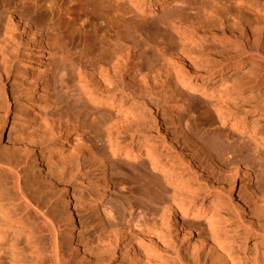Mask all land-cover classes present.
Returning a JSON list of instances; mask_svg holds the SVG:
<instances>
[{"label":"bare ground","instance_id":"bare-ground-1","mask_svg":"<svg viewBox=\"0 0 264 264\" xmlns=\"http://www.w3.org/2000/svg\"><path fill=\"white\" fill-rule=\"evenodd\" d=\"M58 1H66L65 3L67 4L75 2L76 6L83 11V18H78V22L82 25L85 23L90 24L95 29L96 34L103 32L107 46L93 44L79 48L78 45L74 46L73 42L68 43L75 40V38L73 39L75 36L73 33L74 36L73 34L71 35L72 39L65 38L66 41L68 39L67 43L71 44L70 47H67V43L63 41L64 39L60 40L61 42L59 41L62 35L57 40L59 41L57 44L60 46L63 45L60 43L65 42L66 44L62 47L58 46L59 49H57L56 43L53 44V47H56H52L56 50L57 55L59 54V62L56 66L53 82L56 85L55 89L60 95L58 104L62 109L65 108L63 110L66 111L58 110L54 117L50 118V123L48 122L49 124H47L46 122L47 125L44 126V129L43 127L41 128L40 134H37V136L25 138L20 135L7 144L2 145L3 139H9L6 134L8 116L4 109L10 101L8 92L1 87L2 77L8 78L12 71H21L22 73V71L27 70L30 61L34 59L30 56L33 50L30 45L28 30L34 28L25 19L21 17L17 19L14 16H10L6 21V28L4 30L0 29V254H2L3 250L6 256L8 254L12 256L10 257L11 261L4 263L5 261L2 260L3 262L0 264H17L11 258L17 259L15 255L20 252L18 251L17 253L18 242L12 241L15 239L11 238V234L16 236L17 234L15 233L19 231L23 233L21 231L22 228L27 229L28 232L30 231L29 233L33 235L32 238L36 237L37 239H35V245H37V251L41 253L39 256L43 257V259L39 257L40 260L38 259L39 262H37L39 264H44V261L45 263L50 262L49 264H98L102 255L99 257V254H96L99 258L96 260L97 257L95 258L94 254L87 256L84 250L86 255L82 254L83 257L79 256L77 250H68L66 243L64 244L62 241L63 238L60 240L59 233L63 227V219H61L58 210L55 209L56 204L53 203L52 199L55 198V195L51 198L50 193L52 190L58 191L60 189V194L65 197L67 205L70 206L68 207V222L70 223L68 225H70V236H73L79 223L75 209L76 204H71L67 195V188L71 186V180L80 178L85 165L82 163L83 160L86 162L87 159L92 166L93 164L98 166L102 171V175H106L111 163L100 153V150L96 152L98 149H94V145L91 147L85 142L86 145L84 144L85 146L82 148L84 150H82L81 154L85 156H83L84 159L80 156V158L78 157L61 164L54 166L52 164L53 167L49 166L51 163L47 164L51 169L50 171L48 169L47 173L45 172L43 180H39L41 177L38 175H31L29 172L31 170L28 169L32 163L34 171L38 170L41 172V169L47 166L44 162L48 156L53 154L52 152H57L62 146L72 145L73 135L65 137V131L68 129L76 130L80 126L78 121L82 119L83 121H80L82 123L85 121L89 122L86 126L98 128V130L104 126L108 128V136L113 140L110 145V152L113 155L120 153L119 147L121 144L119 139L122 134L133 133L139 128L146 129V126H148L144 151L140 148L138 153L126 150L123 154L124 157L132 160H140L143 157H147L150 166L159 175V178L155 179L154 176L147 172L145 173L147 187L144 192L143 202L145 207H151V205L158 203L165 206L166 211L162 214L160 223L157 226L160 231L143 230L140 232L143 237L139 235L141 239L143 238V241H139V239L130 235L129 232L126 233V230H123L125 228L120 227V222L111 213H108L109 221L106 224L104 222L101 224L103 225L101 227L103 228L102 231L104 230L101 236L103 235L104 238L108 239L107 242L113 245L120 233L127 235L128 244L130 245L126 256L128 257L127 259H129V252L140 256L141 251H143L148 259L146 261L151 264H169L168 261L173 256H176L177 260L174 259V264H264L263 261H259L258 255L254 258L252 257L253 259L248 263L250 258L245 254L234 253L232 248L227 246L226 242L222 240L220 227H215L213 223L211 224L212 236L207 239L194 234L191 229L192 224L187 223L188 218L200 219L204 215L201 212H191L189 209L190 196L185 198V196H182L184 192L182 194L180 192V172L176 169L175 161L169 158L166 160L167 156H164V153L159 151L158 147L152 143L151 138H148V134L150 135L154 129V123L152 121L149 122V120L153 119L154 115L148 112L144 106H141L138 99L152 97L155 94L154 92L159 90L157 86L161 85L162 82L160 83V81H162L161 78L164 76L161 77V74L156 73L159 69L156 68L155 63L151 59L146 58L144 51L140 47L129 44L128 39L131 37V30L132 28L136 29V25L133 26V24L127 22V14H129L127 8L125 9L122 5L111 3L112 1L109 0ZM131 1L144 10L147 5L151 8L163 7L169 0ZM210 5H212L211 13L199 14L195 12L186 18L181 17L166 21L163 23L162 30L167 33L170 29H176L178 32L188 36L190 30L198 28L197 31L201 29L204 32L212 31L216 36L226 38L229 46L223 48L220 53H230L231 56L222 63L224 65L226 63L234 65L235 62L239 61L238 64L231 67V72H237L242 67V61L246 60L251 63L258 62L264 65V0H215ZM218 9L222 10L219 11ZM17 32L20 33L22 38L17 36ZM149 41L153 40L149 39ZM168 41L165 38H159L154 41L155 45H152L155 46V49H158L156 50L160 52L159 54L168 62H174L176 68L182 71L183 75H186L183 70L190 73L206 69L211 75L217 70L222 71L223 68H218L215 62L209 59L213 47L208 45L198 52L193 50L188 52L182 44H170L172 39L170 40L171 42ZM206 41L208 40L206 39ZM74 44L76 45V43ZM37 45L39 48L43 45L41 39ZM19 57L21 58L19 59ZM127 71L132 76L129 81L124 76V72ZM171 73L166 74V76L167 80L171 79L170 81H173ZM162 75H164V72ZM76 81L79 83H77L78 86H70V83L73 84ZM165 81L163 79V82ZM49 82L50 80L47 81V84ZM185 83L188 85V82ZM73 87L77 88L74 89ZM176 91L179 93L178 90ZM166 93H168L167 90ZM166 93L164 94L166 95ZM4 102L6 105L3 104ZM88 104L92 107H88ZM105 104L106 106L117 108L118 111H131L130 113L132 114L127 113L124 117H122L123 115L120 117L119 115L117 117L109 115L101 120L96 117L95 111L98 110L94 106ZM49 106L50 101L47 93H45L44 106L40 110H36L34 119L36 120L37 114L47 111ZM178 108L173 111L174 120L178 118ZM217 113L224 124L229 122L231 128H235L241 136L246 135L250 127V121L246 120L247 116H249L248 120L251 119V123L255 119H260L264 116V111H217ZM241 114L246 115V118ZM166 135L176 146L174 149L178 156L183 158L187 165H192L197 171L207 174L203 165L205 162L203 163L202 160H199L200 156L203 155L199 153L203 148L197 144L199 141H194L195 139H192L193 136L190 138L184 133L178 132L173 135L167 129L165 130ZM250 137L254 141V147H252L254 149L247 147L245 144H240L241 140L239 139H237L239 144L233 143L227 147L219 135L214 136L210 140L211 151L203 150V152L204 154L206 153L208 159L207 165L209 164L211 168L220 173L221 180L217 179L215 181L228 189L230 195L234 196L237 194L234 189L237 181H240L241 190L246 192L247 196L238 194V204L245 213L251 214L258 221L260 220L261 224H259L260 229L258 231L264 237V132L255 131L254 127ZM191 148L199 154L193 153ZM46 149L49 151H46ZM206 156L202 159L206 160ZM197 157H199L198 160ZM89 166L91 167V165ZM256 166L258 169H256ZM45 168L47 169V167ZM254 177L256 178L255 184L251 183ZM162 181L167 182L174 189V193L169 198L167 196L169 189L163 185ZM53 192L51 195L54 194ZM107 195L108 190H102L99 192L98 198L92 199L89 196L87 199L92 204V208L97 209ZM12 229L14 230L11 231ZM7 231H11L10 240L8 238L9 233L6 234ZM20 232L18 235H20ZM31 235L27 239H30ZM15 236L14 238H17ZM44 237L45 240L48 239L46 237L52 238L50 246H48L49 244L47 245L48 248L46 247V242H44ZM114 237L115 239H113ZM3 238L8 240L5 242L4 240L6 239L2 240ZM107 242L102 243L99 249L95 250V248L87 252L99 253L101 251L105 255L106 251L113 249V245L111 246ZM177 242L180 245L173 247L172 243L178 244ZM191 245L192 249L196 251L191 252L189 249ZM6 247H10L9 252L6 251ZM173 250L175 251L172 252ZM2 257L5 256L2 255ZM2 257L0 255V261ZM102 259H100L99 264H101Z\"/></svg>","mask_w":264,"mask_h":264},{"label":"rangeland","instance_id":"rangeland-1","mask_svg":"<svg viewBox=\"0 0 264 264\" xmlns=\"http://www.w3.org/2000/svg\"><path fill=\"white\" fill-rule=\"evenodd\" d=\"M109 1L122 5L125 9L127 8L129 11V14H127V22L133 24V26L136 25V29L132 28L133 31L131 30V37L128 39L129 44L138 46V48L140 47V49L144 51L146 58L151 59L155 63L156 68L159 69L156 73L159 75L161 74V77L164 76L163 78L160 77L162 80L160 83H162L157 86L159 87V90H157L158 93L155 91L152 97L138 99V101L141 103V106H144L148 112L154 115L153 119L149 120V122L152 121L154 123V129L150 135L148 134V138H151L152 143L158 147V150L163 152L164 156H167L166 160L169 158L175 161L176 169L180 172V192L181 194L183 192L185 193L182 194L185 198H189L190 196L189 209L191 212H201L204 215L200 219L188 218L187 223L192 224L191 229L194 234H198L204 239L212 236L211 224L213 223L215 227H220L222 240L226 242L227 246L232 248L234 253L245 254L250 258L248 259V263L257 255L259 261L264 262V237H262L261 232L258 231L261 222L255 219L251 214L245 213L238 204L239 198L237 195L247 196V193L241 190V183L239 180L234 189L237 194L234 196L229 194L228 189L219 185L215 180H221L220 173L211 168L209 164L207 165L208 159L206 153L204 154L203 152V150H208V152L211 151L209 145L211 144L210 140H212L214 136L219 135L227 147L233 143L239 144L237 143L239 142L237 139H239L241 140L240 144H245L247 147L254 149L252 148L254 147V141L250 137L252 129L254 130L255 127V131L264 132V116L260 119H255L253 123H251V119L248 120L249 116H247L246 120L250 121V127L246 132L247 134L241 136L235 128H231L229 122L224 124L221 121L217 111H264V65L258 62L251 63L246 60L242 61V67L238 69L237 72H231V67H234L239 61L235 62L234 65H230L229 63L224 65L222 63L226 58L231 56L230 53H220L223 48L229 46L226 38H220L212 31V33L210 31L204 32L202 29V31H197L198 28L190 30L188 36L182 32H178L176 29H170L167 33L162 30L163 23L166 21L179 19L181 17L186 18L188 15L195 12L199 14L211 13L212 5H210V3L215 0H169L163 7L158 6L156 8H151L147 5L144 10L132 3L131 0ZM65 2L66 1L61 2L58 0H0L1 30L6 28V21L10 16H14V18L17 19L20 17L23 18L34 28L28 30L30 45L33 50L30 56L34 59L30 61L27 70L22 71V73L21 71H12L8 78L2 77L1 87L6 89L10 99L7 103L8 105H6L5 102L3 103L6 105L4 111L8 116L6 134L9 139H3L2 145L7 144L20 135L25 138L37 136V134H40L41 128L43 127L44 129V126L50 123L52 117H54V114L58 110L65 109H62L58 104L60 95L55 89L56 85L53 82L56 66L59 62V54L57 55L56 50L53 49L54 47L57 46V49H59L58 46L62 47L68 41V39L66 41L65 38L72 39L71 35L73 33L75 34V36L73 34V39L75 38V40L69 41L68 43L73 42L72 44L74 46L78 45L79 48L93 44L107 46V43H105L106 37L103 32L96 34L95 29L90 24L88 25L85 23L82 25L78 22V18H83V11L76 6V3L67 4ZM218 10L220 11L222 9ZM17 36L21 37L20 33L17 32ZM159 38H165L169 41L172 39L170 44H182L188 52H192V50L198 52L208 45L213 47L210 58L209 56L208 58L215 62L218 68H223L222 71L217 70L211 75L206 69H200L199 71L196 70L190 73L183 70V72L186 73V75H183L182 71L176 68L174 62H168L159 54L160 52L157 51L158 49L156 48V50L154 48V41ZM40 39L43 45L39 48L37 44ZM58 39L59 41L64 39L63 41L66 43H60L63 44L60 46L57 44L59 43V41H57ZM149 39L153 41H149ZM206 39L208 41H206ZM55 43L57 45L53 47ZM68 43L66 46L70 47L71 44ZM74 43H76V45ZM20 58L21 57H19V59ZM163 72L164 75H162ZM167 72L173 73L170 74L173 76V81H170L171 79L167 80ZM128 73L129 71L124 72L127 81L132 78ZM163 79L167 82H163ZM48 80H50L49 84H47ZM185 82H188L187 84L189 86L186 85ZM77 83L78 81L73 84L70 83V86H78L79 83ZM171 83L173 84L171 85ZM165 89L168 93H166ZM176 90H178L179 93ZM45 93H47L50 106L47 111L37 114L35 120L34 116L36 110H40L44 106ZM164 93H166V95ZM88 107L92 106L88 104ZM94 107L98 110L95 111L96 117L101 120H103V117L107 118L109 115L113 117H117L118 115L120 117L123 115L122 117H124L127 113L132 114L130 113L131 111H118L117 108L106 106V104ZM176 108H178L179 112L177 114L178 116L176 115L178 117L177 120H174L173 111H175ZM244 118H246V115ZM80 121H83V119ZM80 121H78L80 126H78L76 130L68 129L65 131V137L73 135V144L66 147L62 146L57 152L50 151L53 154L50 156L47 155L48 157L44 164L49 165L51 163L49 166L53 167L54 165L78 157L80 158V156L84 159V155L81 154L83 152L82 150H84L82 148H84L83 146L86 145V142L91 147L94 145L93 148L96 150L98 149V151L95 150L96 152L100 150V153L111 163V166L106 175H102V171L98 166L95 164L92 166L87 159L86 162L83 160L82 163L86 166L84 165L83 172L79 178L80 180H71V186L67 188V195L69 202L71 204H76L75 209L79 223L73 236H70V225H68L70 224L68 222V207L70 206L67 205L65 197L60 194V189H58V191L52 190L54 194L51 195V192L50 196L52 198V196L55 195V198H52L53 203L56 204L55 209L58 210L61 219H63V227L59 233L60 240L63 238L62 241L64 244L66 243L67 248H69L68 250H77L79 256L83 257L85 251L87 256L89 254H94L95 258L97 257L96 254H99V257L102 255V258L104 256L103 259L100 257V259H102L101 264H151L146 261L148 259L143 251H141L140 256H136L129 252V259H127L128 257L126 256L130 249V245L128 244V237L127 235L125 236L124 233H120L116 239L115 237L113 238L115 239V246L107 242L108 239L104 238L103 235L101 236V233L104 232V230L102 231L103 228L101 227H103V225L101 224L103 222L106 224L109 221L108 213L116 217L121 224L120 227L125 228L123 230H126V233L129 232L130 235L136 237L139 241H143V238L141 239L143 236L140 234L143 230L151 229L160 231V228L157 226L159 225L158 223H160L162 214L166 211L165 206L158 203L151 205V207H145L143 202L144 192L147 187L145 173H149L151 176H154L155 179H157V177L159 178V175L152 169L147 157H143L140 160H132L124 157L123 154L126 150L135 151L137 153L140 151V148L143 150L147 140L146 134L148 126H146V129L137 128L138 130L133 131V133L128 132L122 134L119 139L121 144L119 147L120 153L113 155V153L110 152V145L113 140L108 136V128L104 126L102 127L103 129L100 127V130H98V128L95 129L86 126V124H89L88 121L84 120L85 122L83 123ZM165 128L172 132L173 135L178 132L184 133L190 138L193 136L192 139H195L194 141L201 142H196L201 148L203 147L199 152L203 155L200 156L201 159L197 157V160L199 158L203 163L205 162L203 165L206 168L208 176L194 169L192 165H187L186 161L178 156L174 149L176 146L167 135L165 136ZM165 141H167V143H165ZM193 148H191L193 153L198 155L199 153L197 154ZM46 151L49 150L46 149ZM204 156H206V160L202 159L205 158ZM167 164L169 163L167 162ZM48 165L44 166L41 172L36 170V172H38L37 174L34 171L35 169L32 163L30 165L31 167L28 169L31 171L33 170V173L29 171L31 175H38L41 177H38L39 180H43L45 172L51 169ZM89 165H91L92 168ZM45 167H47V169ZM256 169H258L257 166ZM251 183H256L255 177ZM163 185L169 189V193L167 194L169 198L174 193V189H172L173 187L167 182H163ZM102 190H108V195L103 203L100 204L97 209H94L87 197L91 196L92 199H96L99 196V192ZM11 231H7L6 234L9 233V237L6 236L9 240L11 238L17 240L12 241L19 243V246L17 243L16 250L17 253L18 251L20 252L15 255L17 259H11H13V261L15 260L17 264H22L23 262V264H39L37 262H39L42 256H39L41 253L37 251V245H35L36 237L32 238V233L22 228L21 231L23 233H28L23 234L19 231L20 235H18L19 232L15 233L18 239L14 238V234H11L10 238ZM29 235H31V240L27 239L30 237ZM46 238L49 239V241L48 239L45 240L44 237V242H46L47 247L48 244V246H50L52 238ZM7 240L8 239L4 241L6 242ZM158 241L161 242L160 240ZM106 242L111 244V246L113 245V249L108 252L106 251L105 255L104 252L101 251L99 253L87 252L95 248V250H97V248L99 249V247H101L100 245ZM172 244L173 247L180 245L179 243ZM7 247L6 251L9 252L8 250L10 247ZM189 249L191 252L196 251L192 249V245L191 247L189 246ZM174 251L175 250L172 252ZM3 252L2 250V254L0 255L1 257L2 255L5 257L1 258L0 263L3 261H5L4 263L11 261L10 257L12 256H9L8 253V256H6V253ZM20 255L21 257H19ZM98 259L97 257L96 260ZM100 259L98 264L101 261ZM174 259L176 260V256H173L168 263L174 264ZM49 263L50 262L45 263L44 261V264Z\"/></svg>","mask_w":264,"mask_h":264}]
</instances>
